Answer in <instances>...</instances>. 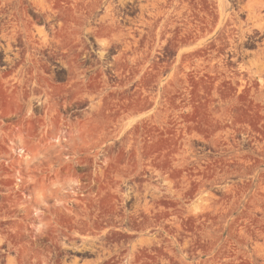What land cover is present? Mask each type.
Masks as SVG:
<instances>
[{"label":"rangeland","instance_id":"1","mask_svg":"<svg viewBox=\"0 0 264 264\" xmlns=\"http://www.w3.org/2000/svg\"><path fill=\"white\" fill-rule=\"evenodd\" d=\"M0 264H264V0H0Z\"/></svg>","mask_w":264,"mask_h":264}]
</instances>
